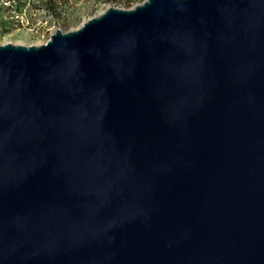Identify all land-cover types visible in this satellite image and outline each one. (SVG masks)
I'll use <instances>...</instances> for the list:
<instances>
[{
  "label": "water",
  "instance_id": "95a60500",
  "mask_svg": "<svg viewBox=\"0 0 264 264\" xmlns=\"http://www.w3.org/2000/svg\"><path fill=\"white\" fill-rule=\"evenodd\" d=\"M0 264H264V0L0 43Z\"/></svg>",
  "mask_w": 264,
  "mask_h": 264
},
{
  "label": "rangeland",
  "instance_id": "374dc122",
  "mask_svg": "<svg viewBox=\"0 0 264 264\" xmlns=\"http://www.w3.org/2000/svg\"><path fill=\"white\" fill-rule=\"evenodd\" d=\"M143 0H17L27 5V13L39 5L47 6L54 11L55 20L49 22L63 31L74 29L92 15L99 14L108 6L131 8ZM29 4V5H28ZM9 15V9L0 5V43L12 41L23 44H39L47 38L43 29L30 30L32 21L24 25H16ZM49 25V26H50Z\"/></svg>",
  "mask_w": 264,
  "mask_h": 264
},
{
  "label": "built area",
  "instance_id": "2783aa9c",
  "mask_svg": "<svg viewBox=\"0 0 264 264\" xmlns=\"http://www.w3.org/2000/svg\"><path fill=\"white\" fill-rule=\"evenodd\" d=\"M0 5L9 9V15L13 20H15L17 26L28 24L31 19L32 24L29 29L31 31H38L40 29H43V34L47 33V38L45 39V41L57 29L56 26L50 25L49 23L51 19L54 21L55 17L54 11L49 9L47 6L45 7L39 5L38 7L32 8L31 12L27 13L28 6L25 4L21 5L17 2V0H0Z\"/></svg>",
  "mask_w": 264,
  "mask_h": 264
}]
</instances>
